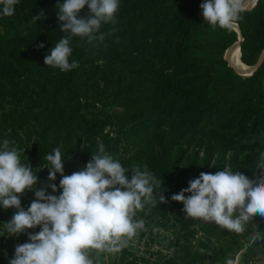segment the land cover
Returning <instances> with one entry per match:
<instances>
[{
	"label": "trees",
	"instance_id": "trees-1",
	"mask_svg": "<svg viewBox=\"0 0 264 264\" xmlns=\"http://www.w3.org/2000/svg\"><path fill=\"white\" fill-rule=\"evenodd\" d=\"M64 2L19 0L10 17L2 15L0 5V145L8 139L22 164L40 169L35 174L38 181L50 182L45 186L55 183L47 179L45 157L56 148L64 156L66 175L84 169L100 144L129 169V178L134 166L143 171L146 164L163 183L167 203L147 204L144 210L148 206L150 212L142 216L153 231L172 236L163 238L166 253H151V264H224L233 233L187 216L184 205L171 197L201 172L227 167L253 179L261 170L264 60L252 76L237 74L225 53L239 34L209 26L200 7L204 0H120L115 24L101 28L115 31L103 43L74 37L70 62L79 67L62 72L44 61L67 35L58 20V5ZM89 14L85 6L81 16ZM240 16L241 61L254 67L264 53V0ZM228 153L233 155L227 163ZM20 199L27 210L35 191ZM16 211L0 206V264L14 258L17 245L29 242L28 233L41 230L5 235L4 224ZM151 236L161 239L152 231ZM135 250L122 247L104 264H150ZM89 252L99 264L94 256L101 250Z\"/></svg>",
	"mask_w": 264,
	"mask_h": 264
},
{
	"label": "clouds",
	"instance_id": "clouds-1",
	"mask_svg": "<svg viewBox=\"0 0 264 264\" xmlns=\"http://www.w3.org/2000/svg\"><path fill=\"white\" fill-rule=\"evenodd\" d=\"M19 0H0L3 16H13ZM87 6L90 14L81 16ZM205 22L215 29H232L241 19L244 0H204L200 5ZM58 20L63 36L45 56V65L70 72L79 67L73 53L72 40L79 37L89 44L103 43L107 35L103 25L115 24L120 0H65L58 5ZM36 21L40 17H33ZM41 43L39 48H43ZM60 148L47 154L50 181L57 173L61 194L50 195L46 188L36 190L38 177L30 164H22L20 151L4 139L0 145V206L15 208L11 221L4 224L5 235L17 236L28 229L39 227L38 233H28V241L17 245L9 264H94L90 249L118 252L126 246L143 220H135L138 211L147 204L167 203L162 182L148 166L129 169L108 154L103 144L99 154H93L86 167L71 175H64ZM260 171L250 179L240 171L229 168L215 173L201 172L199 178L189 181V187L173 194L171 199L184 205V213L192 218L214 222L229 231L241 232L244 225L256 215L264 217V155ZM58 191L55 183L49 185ZM160 191L159 195L154 192ZM35 191V197L25 210L20 197ZM254 239H264L257 234ZM228 264H233L231 260Z\"/></svg>",
	"mask_w": 264,
	"mask_h": 264
},
{
	"label": "rangeland",
	"instance_id": "rangeland-1",
	"mask_svg": "<svg viewBox=\"0 0 264 264\" xmlns=\"http://www.w3.org/2000/svg\"><path fill=\"white\" fill-rule=\"evenodd\" d=\"M254 1L255 0H247L246 2H244V7L251 6V4L254 3ZM239 53H240V51H239ZM240 58H241V53H240ZM249 68L251 71V69L253 67H249ZM249 72H247V73H249ZM195 153H196V149H193V150L189 151L188 155H189V157H192L193 154H195ZM232 155L233 154L228 153V155L226 156V162L227 163L232 158ZM203 157H204V153L201 152L199 154V159H202ZM241 157H242V155H240V158ZM41 167L42 166H40V165L38 166V168H41ZM64 175H66V174L64 173ZM47 176H49V173ZM61 179H62V177L60 174L56 176L55 184L57 186L58 191H56V192L51 191L50 192L51 195H56L58 197L61 194L62 189L59 188V182ZM49 183L50 182H47L46 179L41 178L38 181L37 185H39V187H40L42 185L45 186L46 184H49ZM45 188L51 189V187L48 185L45 186ZM145 211L150 212V209L148 206L146 207L145 210L138 211L136 213V216L134 217L135 220H143L144 228L141 230H138L136 235L127 241L126 246L130 245L131 248L138 249L139 252H137V250L134 251L135 254L137 255V257L145 258L146 260H149L150 264H151V253L152 252H158V251H161L162 253H166V250H165L166 248H164V247H166L167 244L164 242L163 238L172 237V236L168 232H166L162 229H159V228L155 229L153 231L151 228V222L145 220V218H144L145 216H142L146 213ZM263 224H264V217H261L258 215L256 218L252 219L249 223L244 225L243 231L238 232V233L235 231H231L233 234H232V238L229 239V241H228L229 253L226 256V259L224 260V264H228L229 260H231L233 262V264H250V262H252L253 264H256V263L262 264L264 262V256H263L264 252H262V250H260V249L258 250L256 248L257 252H255V251L251 252L250 251V249L252 247H254V245L258 242L257 239H256V241H254L255 240L254 236L257 234L264 236V231L259 228V227H263ZM146 225H148V226L146 227ZM172 230H174V228ZM151 231L154 233L155 237H156V235H159V237H161V239H159V240L154 239L151 236ZM260 240H261V242L258 243L259 244L258 246H261V248L264 249V244L262 243V239H260ZM113 254H114V252L101 251V252H97L94 257L97 258V262L99 264H104L105 261H107L108 257L110 255H113ZM240 260H241V263H240ZM140 264H146V263L141 261Z\"/></svg>",
	"mask_w": 264,
	"mask_h": 264
},
{
	"label": "water",
	"instance_id": "water-1",
	"mask_svg": "<svg viewBox=\"0 0 264 264\" xmlns=\"http://www.w3.org/2000/svg\"><path fill=\"white\" fill-rule=\"evenodd\" d=\"M257 3H258V0H255L254 1V3H252L251 4V6H246V7H244V10H251V9H253L256 5H257ZM235 29H236V31L239 33V39H238V42H236L234 45H232L228 50H227V52H226V54H225V60L228 62V64L235 70V72L237 73V74H239L240 76H243V77H250V76H252L254 73H255V71L261 66V64L263 63V60H264V53H263V55L261 56V59L259 60V62L257 63V65L256 66H254L252 69H251V71L249 72V73H243V72H241V71H239L236 67H235V65H233V64H235L234 63V60H233V57H234V52H235V49L236 48H239V50H240V52H241V44H242V42H243V38H242V36H241V34H240V30H239V28H238V26L236 25L235 27H234Z\"/></svg>",
	"mask_w": 264,
	"mask_h": 264
},
{
	"label": "bare ground",
	"instance_id": "bare-ground-1",
	"mask_svg": "<svg viewBox=\"0 0 264 264\" xmlns=\"http://www.w3.org/2000/svg\"><path fill=\"white\" fill-rule=\"evenodd\" d=\"M239 48H236L235 49V52H234V57H233V60H234V63L235 64H233V65H235V67L239 70V71H241V72H243V73H246V72H249L250 71V68L249 67H247L246 65H244L242 62H241V58H240V53H239Z\"/></svg>",
	"mask_w": 264,
	"mask_h": 264
},
{
	"label": "crops",
	"instance_id": "crops-1",
	"mask_svg": "<svg viewBox=\"0 0 264 264\" xmlns=\"http://www.w3.org/2000/svg\"><path fill=\"white\" fill-rule=\"evenodd\" d=\"M263 226H264V224H263ZM254 241H256V239H255ZM259 242H261V240H258V242L254 245V247H252V248L250 249L251 252H253V251L257 252V249H258V250L260 249V250H262V252H264V251H263L264 249H262L261 246H258V245H259V244H258ZM253 243H254V242H253ZM262 243L264 244V239H262ZM256 248H257V249H256ZM263 256H264V255H263ZM240 263H241V260H240ZM262 264H264V263H262Z\"/></svg>",
	"mask_w": 264,
	"mask_h": 264
},
{
	"label": "built area",
	"instance_id": "built-area-1",
	"mask_svg": "<svg viewBox=\"0 0 264 264\" xmlns=\"http://www.w3.org/2000/svg\"><path fill=\"white\" fill-rule=\"evenodd\" d=\"M264 263V262H263ZM250 264H253L252 262H250ZM257 264V263H256Z\"/></svg>",
	"mask_w": 264,
	"mask_h": 264
}]
</instances>
